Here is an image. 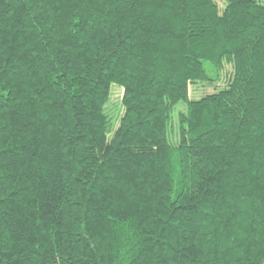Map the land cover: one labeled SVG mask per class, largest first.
I'll return each instance as SVG.
<instances>
[{
    "label": "trees",
    "instance_id": "trees-1",
    "mask_svg": "<svg viewBox=\"0 0 264 264\" xmlns=\"http://www.w3.org/2000/svg\"><path fill=\"white\" fill-rule=\"evenodd\" d=\"M224 1L0 0V264H264V0Z\"/></svg>",
    "mask_w": 264,
    "mask_h": 264
},
{
    "label": "rangeland",
    "instance_id": "rangeland-1",
    "mask_svg": "<svg viewBox=\"0 0 264 264\" xmlns=\"http://www.w3.org/2000/svg\"><path fill=\"white\" fill-rule=\"evenodd\" d=\"M217 4L219 5L220 9L223 10L225 8V1L224 0H215ZM214 89L209 87H200L199 89L195 90L193 87L191 88V97L192 99H199L202 96H205L207 94L213 93ZM122 98H123V90L119 87H114L112 90V98L111 102L108 106V112L115 116L117 119L118 117L122 116L124 114V108L122 106ZM182 108V107H180ZM179 111V108L177 109V112ZM116 119V120H117ZM116 126L119 125V120L116 121ZM177 126V125H175Z\"/></svg>",
    "mask_w": 264,
    "mask_h": 264
}]
</instances>
